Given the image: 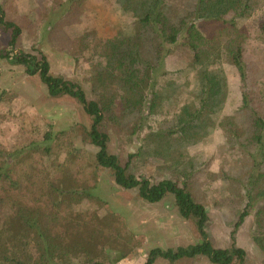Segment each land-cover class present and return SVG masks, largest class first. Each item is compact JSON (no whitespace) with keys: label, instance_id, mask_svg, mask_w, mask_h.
Listing matches in <instances>:
<instances>
[{"label":"rangeland","instance_id":"obj_1","mask_svg":"<svg viewBox=\"0 0 264 264\" xmlns=\"http://www.w3.org/2000/svg\"><path fill=\"white\" fill-rule=\"evenodd\" d=\"M129 2L132 0H0V7L5 20L20 30L12 53L43 56L51 76L77 84L88 100L102 107L101 131L108 136L109 154L117 156L122 166L128 156H134L127 173L152 184L169 180L185 186L206 209V232L214 248L234 245L244 250L247 264H264V212L260 214L264 211V179L258 183L256 173L248 176L251 160L242 152V138H237L247 123L237 116L242 85L231 55H222L213 65L225 79L224 85L211 90L215 116H204L194 127L186 128L178 106L193 101L195 91V69L188 48L179 44L150 66L154 70L130 56L115 58L107 49L116 39L144 34L138 15L126 6ZM231 2L240 17L235 18L237 31L230 40L244 39L247 98L264 115V36L258 29L264 21V0ZM166 3L167 13L180 17L192 1ZM10 38V31L0 27V152L15 166L12 180L17 186L0 193L2 197L10 193L39 208L44 204L41 200L48 198L41 186L64 179L65 190L71 192L65 201L71 205L59 209L46 230L50 241L62 250L53 258L60 264H85L87 259L101 264H143L154 248L198 243L192 219L180 218L172 195L159 203H146L135 190L116 186L109 170L96 167V148L87 136L90 119L75 100L50 98L37 75H27L23 66L10 61ZM151 71L156 77L154 89L168 88V92L148 115L147 105L155 101L148 95L152 88L146 87L148 94L141 91V100L140 89L133 88L142 79L148 85ZM141 116L148 117L140 132L132 133ZM181 130L185 134L180 135ZM60 131L67 133L56 140ZM46 134L53 135L52 142L45 141ZM167 135L171 137L166 139ZM57 143L63 148L60 153L43 152ZM248 190L252 200L247 208ZM243 213L246 217L234 231ZM12 218L18 219L13 210L0 208V230ZM22 227L19 221L10 225L12 236L8 238L29 237L28 251L36 258L34 240ZM156 264L168 263L158 260ZM177 264L209 263L200 258Z\"/></svg>","mask_w":264,"mask_h":264},{"label":"trees","instance_id":"obj_2","mask_svg":"<svg viewBox=\"0 0 264 264\" xmlns=\"http://www.w3.org/2000/svg\"><path fill=\"white\" fill-rule=\"evenodd\" d=\"M191 1L192 4L188 12L177 17L175 15L170 16L167 13L166 0H132L126 6L128 9H134L135 14L138 15V21L144 28L143 36L127 40L116 39L113 43H108L107 49L111 51V55L115 58L122 59L125 56H130L138 63L149 67L150 70H154L150 66L170 55L179 44L188 48L195 69L193 101L184 104H179L176 101L179 104L178 107L181 108L180 121L186 128L194 127L196 121L204 116H215L216 113L210 102L211 90L224 85L225 79L221 70L214 69L213 65L220 60L219 58L222 55H231L232 64L237 70L242 85V106L238 110L237 116H241L244 122L247 123L244 133H242V136H237V138H242L240 142L242 152L247 153L248 160H251L252 165L249 169L247 168L248 176L251 177L253 172L256 173L259 183L261 178L264 179V115L259 113L253 100L247 98L245 88L248 87L246 86L248 75L244 61V39L240 37L233 42L230 40L237 31L235 18L240 17V14L235 11L236 8L232 4V0ZM0 27L10 31L11 38L8 47L12 49L9 52L11 53L10 61L12 63L23 66L29 76L37 75L41 84L46 87L50 98L67 96L82 107L90 119L87 136L89 144L96 148L94 154L96 167L109 170L116 186L127 191L135 190L138 197L146 203H159L167 195H172L180 218L185 221L192 219L200 237L198 243L175 249L154 248L148 252L143 264H156L158 260L168 264H177L183 260L200 258L206 259L209 264H247L245 252L241 248L234 245L230 249H216L213 247L206 232L208 221L206 209L192 198L185 186L179 187L169 180L152 184L147 179L137 178L127 173L129 162L134 156H128V162L125 166H122L117 156L109 154L107 150L108 136L101 131L104 120L103 109L97 102L88 100L77 84L51 76L49 64L43 56L36 58L22 53H12L17 45L20 30L14 24L5 20L1 7ZM258 29L260 34L264 36V21L259 24ZM8 56L9 54H6L5 57L8 58ZM210 67L212 68L209 69ZM155 78L151 71L147 77V79H150L148 85L144 82L145 79H142L133 88L140 89V91H137L140 100L144 95L141 91H146V94H148L146 87L150 86L152 88L151 95H148L155 101L151 105H147L146 113L148 115L152 114L155 109L154 105L158 100L167 97L168 92V88L154 89ZM1 100L2 93H0V103ZM146 117L148 116H141L137 120L136 129L132 133L140 132L143 126L142 122ZM182 132L185 134V130H181L180 135ZM66 133V131L58 132L55 139L62 138ZM169 137L171 135H167L166 139ZM44 139L46 142H52L53 135L46 134ZM60 150H63V148L57 143L53 145V148L45 147L43 152L48 155H56V153H60ZM60 165V163H57L55 166L60 167ZM15 173V166L10 165L8 158H5L4 154L0 152V192L6 193L9 190L16 189L17 185L12 180V174L15 175ZM4 181L7 182L3 183ZM64 184V179H59L57 182L51 181L45 186H41V188L44 187L42 188L43 194L47 195L48 198L47 201L45 199L41 200L44 204L43 207L39 208H33V206H29L20 199L16 200L10 193L4 197L0 193V208L8 207L18 216V219L12 218L7 222L6 227L0 230L3 234L2 238L6 237L0 238V264H60L53 258V254L62 250L57 249V244L50 241L46 230L50 226L49 224L52 223L50 218L55 220V215L59 209L71 205V201L66 203V197L71 192L65 190ZM249 192L248 190L245 195L247 202L249 201L246 205L247 208L250 205V200H252ZM7 204L9 205L7 206ZM260 212L262 214L264 211ZM245 217L246 213L239 216L234 231L243 223ZM17 220L23 226L22 229L27 230L34 240L33 247L36 258L28 251L30 243L26 239L29 237L19 239L13 236L8 238L12 236L11 231H9L10 225L18 222ZM6 232L9 233L8 236H5ZM233 234L234 232L231 233V237ZM85 264L101 263L87 259Z\"/></svg>","mask_w":264,"mask_h":264}]
</instances>
